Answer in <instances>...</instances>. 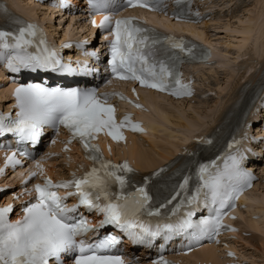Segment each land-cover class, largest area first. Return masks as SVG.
Listing matches in <instances>:
<instances>
[{
	"label": "snow or ice",
	"instance_id": "snow-or-ice-1",
	"mask_svg": "<svg viewBox=\"0 0 264 264\" xmlns=\"http://www.w3.org/2000/svg\"><path fill=\"white\" fill-rule=\"evenodd\" d=\"M184 2L185 0H176L178 5ZM162 3L163 0H128V6L143 7L149 11L163 10ZM88 6L93 11L102 12L107 7V0H88ZM0 16L11 20L15 25L14 30L0 28V57L7 59V67L11 72L26 70L32 74L75 73L76 70L70 65L61 62L56 50L46 45L43 34L35 24L11 17L3 9H0ZM92 24L108 32L104 37L109 42L110 58L107 63L114 78L134 80L142 87L167 91L171 95L191 94L189 86L180 81L178 66L184 62L185 57L189 60L196 58L195 45H189L183 38L163 36L154 29L144 27L133 17L113 21L110 15H103L98 24L95 20ZM34 39L38 43L33 54L28 48L33 45ZM64 47L71 45L65 44ZM201 54L207 58L203 50ZM85 70L86 66L81 69V74ZM13 95L18 111L15 119L10 114H0V137L12 133L18 143L30 142L35 146L41 141L46 127L58 133L62 126L69 133L68 143L77 140L85 159L92 162V167L81 176L73 173L72 178L67 181L53 183L51 179L44 177L43 183H36L30 189H25L29 196L34 192L35 198L22 207L23 216L20 219L9 220L13 205L0 207V264H51L52 261L55 264H65V261L68 264H125L120 255L113 253L115 246L121 242L119 237L108 233L93 243H85L78 238L88 232L114 227L125 233L134 244H151L162 234L165 239H169L172 235L193 228L200 233L218 234L226 227L222 224V210L239 195L242 184L247 182L242 178L248 174L240 170L242 156L231 157V164L224 174L209 171L215 162L211 165L201 164L197 170L199 184L193 194L185 196L171 210L172 215H175L181 207L187 205L188 211L184 213V217L176 223H157L153 227L143 217L161 216L162 209L187 191L190 177H184L170 199L154 207L149 183L167 168H161L151 176L143 177L141 183L134 184L129 175L133 169L127 162L113 164L103 158L99 147L91 142L97 134L104 132L114 141H122V128L142 131L127 115L119 122L116 121L115 108L108 100L112 95L126 99L122 94H98L95 89L61 85L49 87L44 83L29 82L18 86ZM198 142L211 143L206 139ZM64 151H68L67 146ZM16 155L13 152L5 158V167L15 168L21 164ZM20 155L27 157L29 153L20 152ZM34 167L36 171H29L24 184L38 173L43 175L40 161H36ZM78 167L82 169L83 165ZM3 172L4 169L0 168V174ZM225 175L229 180L240 181L241 187L226 184ZM58 188L71 191L61 196L55 191ZM128 188L132 190L128 191ZM202 192L205 196L210 195L213 203L218 202L220 207L216 209L215 217L194 223L192 217L196 213L192 206L198 204ZM71 196H76L77 202L68 207L65 201ZM81 208L103 218L96 226H90L80 213ZM154 264L170 262L160 259Z\"/></svg>",
	"mask_w": 264,
	"mask_h": 264
},
{
	"label": "bare ground",
	"instance_id": "bare-ground-1",
	"mask_svg": "<svg viewBox=\"0 0 264 264\" xmlns=\"http://www.w3.org/2000/svg\"><path fill=\"white\" fill-rule=\"evenodd\" d=\"M6 1L17 12H19L25 16H32L34 18L38 17L36 15L37 13H35V9H34L36 7V5L31 4L27 0L26 1L23 0L24 3L30 4L34 7H26L23 5L19 6L20 4L18 5V3H16V1H14V0H12V3H11V0H6ZM218 1H221V0H218ZM209 7L211 8V6H209ZM258 9H259V13L258 12L257 13L259 15H262L261 12H264V9L259 8V7H258ZM46 12H48V11L46 10ZM37 19H39V18H37ZM256 19H257V17H254L253 20H251V21L249 20L247 22H243V21L238 20V22H240V24H239V26L237 25L236 31H234V32H236L239 35L238 36L239 40H237L236 47H235L237 49L236 50L234 49L235 52L232 53L234 56L230 59L234 65L238 64V60L242 56H248V58L249 57L257 58L258 64L264 65V42H263L264 33H262L260 35V37H261V38H259V39H261L260 41H259V39H257L254 42L248 43V41L255 38V36H253V33H255L256 31L258 32V30H259L256 27L258 24V22H256L257 21ZM39 20H41V22L45 25H46V23H48V22H45L41 18ZM254 22H256V23H254ZM205 23L210 25L209 22H205ZM205 23H203L202 26L206 27L207 24L205 25ZM161 24L163 25V27L168 28L170 30L177 29L180 31H186V32L190 33L191 35H194L200 39L208 41V43L210 44L211 49H212L211 54L213 55V57L215 56L213 59H215L216 62L219 63V65L221 62H224V65H226L224 67L226 68L228 66V68L230 69L232 63L229 60V57H228L229 54H224V53L222 54L219 52V50H217V48H215L216 46L212 44V41L206 32L207 27L206 28L203 27V30H202L196 26H181L178 24L172 25V24L168 23L167 21L166 22L161 21ZM243 24H246V25L244 26ZM48 26H46V27L49 29L48 32L50 33L51 30ZM51 35H53V34H51ZM63 36H65V35H63ZM207 36L209 39H207ZM260 42H262V43H260ZM259 43H260V45H262L261 47H260ZM251 49L253 52H255V57L252 56L251 54H249V51H251ZM246 67H248V65H245V64L242 65L243 71L241 72L240 78L238 80H235L234 82H232L230 84V86H228L225 94L220 97V99H221V104H219L220 107L218 109L216 108L214 110L215 113L214 112L212 114L209 113L206 116V118L209 116L208 121L215 120V116H216L217 112L220 110V108L224 104L223 97H225V95L229 96L230 92H233L235 88H237L238 86H241V82H240L241 79H246L247 75L250 74L249 81H253L255 74L251 75V72H252V69H253V71L255 70V67L250 66L251 68L244 71V69ZM245 72H246V75L244 76L243 74ZM0 78H1V73H0ZM195 86H196V84H195ZM143 95H144V97H143L144 100L149 101L151 105L157 103V100H158L157 97L158 96L152 95L151 93H148V92H143ZM2 96L3 97L5 96V90L0 91V98H2ZM195 97L196 96H194L193 98H195ZM162 98H164V97H162ZM166 99L164 98V100H166ZM215 104H218V103H215ZM172 113H170V111L167 109H166V111L160 110V117L162 118V120L164 122L169 123V121H172V122H175L178 126H183L185 128H188V127L195 128L198 126V124H193L192 122L185 121V118H184L185 114L182 112H178L177 109L172 110ZM142 119L145 120L148 124V132L146 134L147 138L150 137L151 135H154L157 133V136L155 137V139L152 138L149 140L152 144L151 149L150 150H142L141 147L139 146V143H137V139L132 137L130 139V145L125 151L128 154L129 158L131 159L133 165L137 169L147 170L149 167L157 165L162 159H166L171 154L170 151L174 147L173 145L171 146V140H175V139H177V137H175L172 133L165 131L164 129H162V126L155 124L154 122L150 121L146 117H142ZM188 138L189 137H187V136L184 137V141H187ZM158 144H161V145H158ZM170 146L172 147L171 149L169 148ZM152 151H156V153L151 154ZM72 159L73 158H71V160H70L71 162H72ZM244 204L246 206V209H248L247 212H248V216H249L248 220H246V227L251 232H253L254 234H257V236H259V237H256L257 240L259 242H262L261 240L264 239V236L262 235V232H261V229L264 227V191L256 194V189H255L250 194L245 196ZM254 214L259 216V220H252L251 219V216ZM239 217L242 220H244V218H245V216L242 214H240ZM239 228H240V224H239ZM243 242H244V244L249 245L250 240L249 239L247 241L243 240ZM241 246H242V244H241ZM240 253L245 257V259L248 260L245 253H243L242 251H240ZM207 257L211 258L214 262H216V259L209 252H203V253H199L197 255L191 256L192 259H199V260L205 259ZM251 257L253 258V261L255 262V259H256L255 256L251 254Z\"/></svg>",
	"mask_w": 264,
	"mask_h": 264
},
{
	"label": "rangeland",
	"instance_id": "rangeland-1",
	"mask_svg": "<svg viewBox=\"0 0 264 264\" xmlns=\"http://www.w3.org/2000/svg\"><path fill=\"white\" fill-rule=\"evenodd\" d=\"M212 1L216 5L215 14L209 21L210 25L205 23V25L207 24V28H204H206V32L210 36L209 38L211 39L212 44L216 46L215 48H217V50H219V52L222 54H229L230 57H228L230 60L234 56L232 53L234 49H237L235 47L237 40H239V35L234 32L236 31L237 25L239 26L240 24L238 20L247 22L249 20H253L254 17H257V21H255L258 22L256 27L259 30L258 32L256 31L255 33H253V36H255V38L248 41V43L254 42L255 40L261 38L260 35L264 33V12H261L262 15L258 14V7L264 9V0ZM16 3H18V5L20 4L19 6L23 5L27 7H34L24 2ZM34 9L35 13L41 16V19H43L45 22H48L47 24L49 25V27L51 26L50 29L53 30V32L55 31L54 33L71 35L86 29L84 24L77 23L74 25L73 21L66 19L63 16L57 15L58 13L50 14L36 7ZM218 10L220 11V14H218ZM243 25L245 26L246 24ZM209 38L207 36V39ZM260 40L261 39H259V41ZM261 46L262 45H260V47ZM224 66H226L224 65V62H221L220 65L218 63L216 66L204 70L207 80L205 84L201 86L204 89H202V91L198 93L195 98L194 104L179 105L175 103L171 104L169 102H165L161 105V107H164L166 109L173 107L175 110L177 109L178 112H182L185 114V121L192 122L193 124L203 123L205 120L207 121L209 119V116L207 118L206 116L209 113L212 114L214 112V110L218 106V104L215 103H218L219 97L226 92L228 86H230V84L238 77V73L232 67H230L229 69L228 66L226 68ZM169 111L170 113H172L171 110ZM151 146L152 145L149 144L148 146H146V148H150ZM259 187L262 191H264V182L260 184ZM261 190L258 189V192H261ZM263 228L261 229V232L264 236ZM248 239L250 240V242L249 245H247L246 252H248L249 255L252 254L255 256L256 259L254 264H264V239L261 240L262 242H259L255 238Z\"/></svg>",
	"mask_w": 264,
	"mask_h": 264
}]
</instances>
